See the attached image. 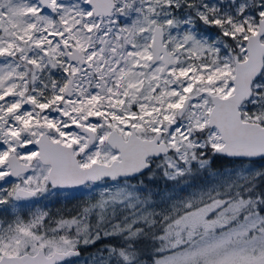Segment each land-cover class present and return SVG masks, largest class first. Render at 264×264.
<instances>
[{
	"label": "snow or ice",
	"instance_id": "obj_1",
	"mask_svg": "<svg viewBox=\"0 0 264 264\" xmlns=\"http://www.w3.org/2000/svg\"><path fill=\"white\" fill-rule=\"evenodd\" d=\"M0 264H264V0H0Z\"/></svg>",
	"mask_w": 264,
	"mask_h": 264
},
{
	"label": "rangeland",
	"instance_id": "obj_2",
	"mask_svg": "<svg viewBox=\"0 0 264 264\" xmlns=\"http://www.w3.org/2000/svg\"><path fill=\"white\" fill-rule=\"evenodd\" d=\"M83 196L80 193H72L67 197H61L59 201L52 202L51 206L55 210L56 208H72L77 205Z\"/></svg>",
	"mask_w": 264,
	"mask_h": 264
}]
</instances>
